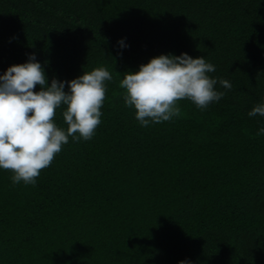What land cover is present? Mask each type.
Returning a JSON list of instances; mask_svg holds the SVG:
<instances>
[{
    "label": "trees",
    "instance_id": "trees-1",
    "mask_svg": "<svg viewBox=\"0 0 264 264\" xmlns=\"http://www.w3.org/2000/svg\"><path fill=\"white\" fill-rule=\"evenodd\" d=\"M181 52L224 95L141 126L120 80ZM30 53L46 83L112 79L91 139L69 136L34 184L0 168V264H264V116L247 115L264 102V0H0V74Z\"/></svg>",
    "mask_w": 264,
    "mask_h": 264
},
{
    "label": "clouds",
    "instance_id": "clouds-1",
    "mask_svg": "<svg viewBox=\"0 0 264 264\" xmlns=\"http://www.w3.org/2000/svg\"><path fill=\"white\" fill-rule=\"evenodd\" d=\"M117 43L126 47L123 39ZM214 71L215 66L203 55L192 57L181 52L153 56L136 71L125 72L120 80L125 90L124 103L135 109L141 126L179 116L180 99L187 98L203 110L224 95L214 87L217 79L208 75ZM47 79L35 53L28 54L23 63L9 65L0 74V168L12 170L13 183L34 184L40 170L52 162L69 136L73 140L92 138L101 122L105 81L112 76L106 68L99 67L68 81L52 78L46 83ZM219 83L224 88L232 87L226 79ZM61 105L65 106L62 116L66 128L57 126L53 120ZM257 114L264 116V102L247 113L249 117ZM261 134L264 127L255 133ZM177 264L192 261L185 258Z\"/></svg>",
    "mask_w": 264,
    "mask_h": 264
}]
</instances>
